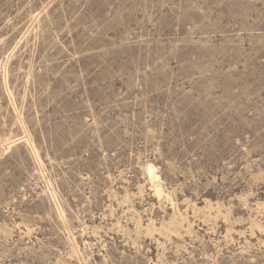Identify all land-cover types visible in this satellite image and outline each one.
Returning a JSON list of instances; mask_svg holds the SVG:
<instances>
[{"label":"rangeland","instance_id":"obj_1","mask_svg":"<svg viewBox=\"0 0 264 264\" xmlns=\"http://www.w3.org/2000/svg\"><path fill=\"white\" fill-rule=\"evenodd\" d=\"M0 264H264V0H0Z\"/></svg>","mask_w":264,"mask_h":264},{"label":"bare ground","instance_id":"obj_2","mask_svg":"<svg viewBox=\"0 0 264 264\" xmlns=\"http://www.w3.org/2000/svg\"><path fill=\"white\" fill-rule=\"evenodd\" d=\"M150 170H151V168H150ZM153 171V170H152ZM152 172H150V175H151V178H152V180L155 178V176L153 175V173L151 174Z\"/></svg>","mask_w":264,"mask_h":264}]
</instances>
